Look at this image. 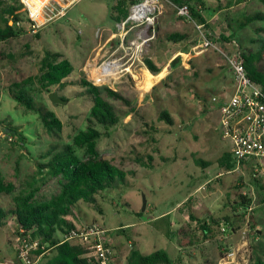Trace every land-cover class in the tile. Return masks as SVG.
<instances>
[{
    "label": "rangeland",
    "instance_id": "obj_1",
    "mask_svg": "<svg viewBox=\"0 0 264 264\" xmlns=\"http://www.w3.org/2000/svg\"><path fill=\"white\" fill-rule=\"evenodd\" d=\"M11 1L0 0V15ZM119 1L69 0L68 4L74 5L66 14L46 20L36 33L29 30L30 13L24 5L19 11L21 26L17 27L25 31L19 37L0 41V177L15 187L10 194H0V203L8 210L14 207V197L29 191L31 185L40 187L37 195L40 200L59 193L60 178L51 177L47 170L41 172L40 166L48 161L46 153L53 146L59 151L72 144L74 137L89 125L93 101L81 86V80L91 81V70L114 53L116 57L125 55L123 49L118 51L120 39L115 36V25L121 20H116L119 14L113 8ZM206 1L209 11L204 13L211 26L207 31L231 39L222 43L229 47L223 48L226 52L249 54L262 48L264 20L242 29L239 24L248 15L264 13V0ZM163 6L155 29L137 26L126 39L129 55L124 62L131 59L124 68L131 67L132 74L126 73L105 85L130 102L109 98L120 122L109 129L98 126L102 133L98 141L100 155L121 168L125 180L100 192L96 205L80 201L68 219L79 227L100 223L108 229L116 264H128L133 249L144 255L166 250L175 264H264V233L259 237L251 215L249 219L244 216L249 211L241 204L250 203L251 207V203L261 201L256 179L262 181V167L254 176L257 159L252 166L244 163L240 169L231 171L218 162L232 150L230 138L224 136L220 115L229 91L220 89L225 84H218L219 77L220 82L227 84L234 81L226 59L208 49L205 62L192 65L184 73L177 65L171 78L144 88L140 68L146 57H153L156 46L165 48L166 55H161L165 63L175 54L173 47L178 44L168 40L170 34L182 31L190 37L192 45L198 40L194 23L178 14L176 7L181 4L164 0ZM0 26H4L2 21ZM151 36L152 40L140 46ZM134 39L138 45L129 50ZM47 51L59 52L61 60L70 61L74 67L63 85L42 90L35 80L29 87L35 100L45 104L62 121L63 128L57 133L49 132L36 112L9 95L14 82L39 74L41 59ZM219 58L224 61L220 67L222 76H218V68L214 70ZM260 68L264 70V58ZM54 92L66 103H53L49 95ZM164 110L172 115L173 124L160 119ZM78 154L84 156V150H78ZM219 173L222 175L215 178ZM212 215L220 219L231 215L236 230L227 228L222 220L220 227H215L216 236L206 239L199 222L191 216L202 221ZM154 217L155 221L150 220ZM168 230L173 233L171 237ZM21 238L16 217L11 214L6 224L0 226V264H21L18 251ZM37 241L31 238L33 244ZM233 249H240L238 256L227 263V255ZM36 251L31 253L34 264H45L55 254L54 249L41 254Z\"/></svg>",
    "mask_w": 264,
    "mask_h": 264
},
{
    "label": "trees",
    "instance_id": "obj_2",
    "mask_svg": "<svg viewBox=\"0 0 264 264\" xmlns=\"http://www.w3.org/2000/svg\"><path fill=\"white\" fill-rule=\"evenodd\" d=\"M134 1L120 0L118 2L113 8L119 14L116 20H123L128 17L129 8ZM173 1L181 5H187L194 23L204 25L209 39L217 41L224 49L228 50V45H222V43L223 41L231 42V39L224 35L216 37L213 33L207 31V29H211V26L204 13L209 11L206 0ZM22 6H24L23 3L12 0L2 10L0 21L4 23V26H0V41H8L19 37L25 31V28L17 27V22L21 21L19 11ZM263 20L264 13H253L239 24V28L242 29L255 21ZM10 22H13V24ZM187 37V34L175 32L168 36V40L173 43H180ZM61 57L62 55L59 52L47 51L41 59L40 72L36 77L29 76L16 81L9 88V95L20 105L36 112L44 127L51 133L61 131L63 123L54 111L49 110L42 102L35 100L32 89H29V87L34 84L35 80L42 90H49L54 85H63L64 80L70 76L74 67L70 61L61 60ZM239 57L251 79L264 88V70L260 68V63L264 58V43L256 53L245 54L240 52ZM180 61L181 58L176 57L172 61L171 67L179 64ZM144 63L153 74L161 72V68L152 59L146 57ZM80 84L86 88L93 101L88 118L89 125L86 130L80 131L74 137L72 144H66L59 151L53 146L46 153L48 161L40 166L41 172L47 170L51 177L60 178L61 188L59 193L49 199L40 200L37 198L40 187L31 185L29 191L14 197V207L11 210L0 203V226H4L8 217L13 214L16 217L19 230H24L25 233L31 231L32 237L39 239L40 246L36 251L37 254H41L48 249L55 250L53 257L45 264H90L88 259L84 257L86 251L82 246L63 241L64 236L76 228V225L68 219V216L73 214L76 205L80 201L96 205L98 202L97 195L100 192L115 187L118 181L125 180V172L121 168L111 160L101 157L98 141L102 133L98 126L109 129L120 122V115L109 101V98L123 101L126 104L130 102L121 93L108 86L100 87L87 79L81 80ZM160 119L165 120L168 124L174 123L172 115L167 110L161 113ZM13 133L18 132L13 130ZM78 150H84V156L81 157ZM218 162L226 171L236 168V161L232 152L224 153ZM199 164L207 165V163L201 161H199ZM256 181H259V179H256ZM14 188L12 183L6 184L3 178L0 177V194H10L14 191ZM241 204L248 212L250 203ZM191 219L199 222L206 239L216 236L215 227H220L222 220L226 222L227 228L231 229L234 226L231 215L223 219L216 218L213 215L202 221L193 216H191ZM232 229L236 230L235 227ZM167 235L171 237L173 233L168 230ZM128 261V264H175L166 250H156L151 254L144 255L139 250L133 249Z\"/></svg>",
    "mask_w": 264,
    "mask_h": 264
},
{
    "label": "built area",
    "instance_id": "obj_3",
    "mask_svg": "<svg viewBox=\"0 0 264 264\" xmlns=\"http://www.w3.org/2000/svg\"><path fill=\"white\" fill-rule=\"evenodd\" d=\"M26 10L30 13L31 23L29 30L36 33L46 20H52L53 17L61 15L60 9L57 8V3L54 0H48L41 8V11H33L25 0H22ZM164 0H135L131 5L130 13L126 19L116 23L117 32L115 36L120 39L118 51L123 49L125 55L116 57L114 53L110 58L105 59L98 67L91 70V82L95 85H109L113 81L121 79L126 73H131L129 68H124L125 64L129 63L124 60L129 55L128 49L125 47L126 39L131 31L140 25H144L148 30L155 29L158 17L163 13ZM62 9V6L60 7ZM178 14L189 21L193 22L191 11L187 5L177 6ZM45 18L44 22L37 19L38 14ZM200 37V44L195 48L196 52L212 49L219 52L227 61V65L234 79L235 91L230 98L225 101L220 107L221 124L225 130V137L230 138L232 143V154L236 161L235 170L240 169L245 162L257 159L258 166L255 167V174L259 173V167L264 161V88L255 83L248 75L245 65L238 54L226 52L223 47L214 40L209 39L204 25L195 24ZM17 26H21V22H17ZM154 36L148 37L142 41L140 46H144ZM138 41H131L129 50ZM139 47V46H138ZM198 50V51H197ZM112 58V59H111ZM112 62L118 63L117 71L104 69L107 64ZM246 214L249 219L250 213L253 211V206L248 209ZM225 230V229H224ZM21 243L18 251L21 258V264H34L31 259L32 250H38L40 242L34 244L31 242L32 232L27 233L20 230ZM109 230L100 223H93L83 227L76 226L64 236V242H70L74 245H80L85 249L84 257L90 264H116V253L109 239ZM240 249H233L227 255L228 261H234Z\"/></svg>",
    "mask_w": 264,
    "mask_h": 264
},
{
    "label": "crops",
    "instance_id": "obj_4",
    "mask_svg": "<svg viewBox=\"0 0 264 264\" xmlns=\"http://www.w3.org/2000/svg\"><path fill=\"white\" fill-rule=\"evenodd\" d=\"M54 2L57 3L56 5H57V8L60 9V11H61V16L66 14V12L74 5L72 3L68 4L69 0H54ZM61 6H62V9L60 8ZM220 12H217V14H219ZM217 14H215V15H217ZM215 17H213L210 21H212ZM181 33L186 34V33L182 32V31H181ZM197 34H198V31H197ZM197 39H198L197 40V44H195V45H192L190 37H187L185 40H183L180 43L176 44V47H173V49H174L173 51H174L175 54L173 56H171V58H169L168 61L165 62V63L162 61V58H161L162 54L166 55V53H167L165 48L156 46V49H155L156 51L153 53V57H151V59L154 61V63L157 66H159L161 68V72H159L158 74H153L148 69L146 64L143 63V67L140 68L142 70V72H141V80H143V81L146 80L145 79V78H147V73L146 72L148 71L154 77L153 85H152V87H153V86H156V85L160 84L164 80H166L167 77L171 78V76H172L171 75V71L173 69H175L174 67L175 66L177 67V65H179L181 67V73H184L183 70H186V69L188 70V68H190L192 65H195L198 62H205L206 58H207V55L205 56L204 54H206L207 51H209V50L196 52L195 48L200 44L199 35H197ZM176 57H180L181 61H180L179 64L175 65L174 67H171V63ZM221 62L222 63L224 62L223 60H221V58H219L218 60L215 61L214 70H216L218 68V70H219L218 71L219 72L218 76L221 75V72H222L221 69H220V67L222 65ZM221 80H222V77H219L218 84L219 83H220V85L225 84V86H222L220 89L221 90H225V91H229V94H228V92H226L227 95L225 97V101H227L230 98V96L235 91L234 81L231 84L230 83L227 84L226 81L225 82H220ZM149 90L150 89H148L147 92ZM255 161H256L255 159H252V160H249V161H247L245 163H247L249 166H252V165H254ZM261 167H262L261 168L262 169V173H261L262 181H260V180L257 181L259 183L257 185V187L259 189V194L258 195H259L261 201L258 202V203H251V205L253 206V211H252L253 213L250 214L251 217H252V221H253L252 224L256 225L254 228L256 229L257 233L260 235L259 237H262V235L264 233V162H263V164H261ZM221 175H222V173H219L217 176H215V178H218ZM212 179H214V178H211V180ZM206 183H209V181H207ZM201 188H202V185L199 186L198 189L200 190ZM156 219H157V217H154L153 219H150V220H154L155 221Z\"/></svg>",
    "mask_w": 264,
    "mask_h": 264
},
{
    "label": "bare ground",
    "instance_id": "obj_5",
    "mask_svg": "<svg viewBox=\"0 0 264 264\" xmlns=\"http://www.w3.org/2000/svg\"><path fill=\"white\" fill-rule=\"evenodd\" d=\"M26 2H27V4L29 5V7L31 6L32 7V10L33 11H41V8H42V4H43V2H46V1H48V0H25ZM39 17H41V19H39ZM37 19L40 21V22H44L45 21V18L41 15V13H39L38 14V16H37ZM118 63H115V62H112V63H110V64H107L105 67L106 68H104V69H106V71L107 70H110V71H117L118 70V65H117ZM148 74H147V78H145L146 80H145V87L144 88H147V87H152V85H153V79H154V77L149 73V72H147ZM134 78H135V80H137L138 78H137V76L135 75V76H133ZM156 80V79H155Z\"/></svg>",
    "mask_w": 264,
    "mask_h": 264
},
{
    "label": "water",
    "instance_id": "obj_6",
    "mask_svg": "<svg viewBox=\"0 0 264 264\" xmlns=\"http://www.w3.org/2000/svg\"><path fill=\"white\" fill-rule=\"evenodd\" d=\"M49 98L53 103H60V104L66 103V101L57 92L51 93L49 95ZM146 206H147L146 198L144 197L143 211L146 210Z\"/></svg>",
    "mask_w": 264,
    "mask_h": 264
}]
</instances>
